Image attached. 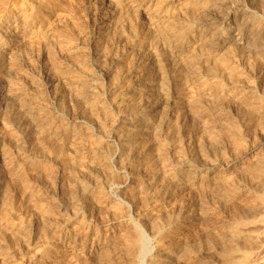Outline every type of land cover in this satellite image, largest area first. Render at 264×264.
Wrapping results in <instances>:
<instances>
[{
  "label": "bare ground",
  "instance_id": "bare-ground-1",
  "mask_svg": "<svg viewBox=\"0 0 264 264\" xmlns=\"http://www.w3.org/2000/svg\"><path fill=\"white\" fill-rule=\"evenodd\" d=\"M33 1L36 4V5H34L35 7L34 6L31 7V6L26 5V7L20 6L21 8H19V6H18L19 3L18 4L16 3L18 7L15 8L14 4H11L14 6L13 8H15V9L12 11L10 9V13L7 15V17H4L3 21L0 22V46L2 48V45L6 46L7 43L9 45L8 40H6L7 39L6 36L8 35V33H9V36L11 35L10 34L11 30L17 28V27L16 28H13V27L17 25L16 24L17 20H20L19 22L22 23L20 25V29L18 32L15 33L16 36L14 35L16 37L15 40H17V41H15L16 44L20 47V45L18 43H20L22 41L25 44V47L29 46L31 48L37 47V46L40 47L39 45L43 46L42 44H46L48 46V50H46V51H49V53H50V55L48 53V55L50 56L49 59H51L52 61H49L48 58H47V60L49 62H51L52 66H53L51 68H54L55 74L60 79H65V80H67V78H68V80L70 79L71 84L75 85L74 88L76 87L75 88V90H76L75 94L76 95H74V94L73 95L77 96L76 98L78 100V103L83 104L80 106L81 107L83 106V109H85V112H86V114L83 117L84 118L83 121L85 124V125L83 124L84 126H82V125L77 126V125H74V123H72L73 125L66 123L65 121H63L61 119V117L58 116L59 114L58 115L53 114L54 112H52V113L42 112L45 110L41 111V108H40L41 106L38 103L40 101H38V100H40L43 97H41V98L39 97L40 99L37 100L36 95L33 97L30 96V98H29L28 94H27L26 97L28 99H25V100L29 101L28 102L29 105H27V106H30L35 111L34 120H36L38 123L37 127L42 128L45 135L49 138L47 148L44 149V148H41V146H38V147H40L38 152L45 153L46 155L48 154L47 158L50 157L56 163H58L60 168H61V171L64 172V174H66L68 171L70 172V170H69L70 168L72 169V167H76L79 170L78 172H81L84 174L83 175V177H84L86 174H88L89 165L91 166V164H98L100 162V160H102V162H103L104 157H105V154H104L105 145L103 144V141H102V139L103 140H105V139L103 137L101 138L100 136L99 137L101 139L96 137L94 134V131H92L93 128H91V127L93 125H96L100 128V131L103 130V132H104L108 123L112 122V112L113 111L111 112L109 110V106H107L108 104H106V102L103 101L104 99H103L102 95L104 93H99L98 91H96V89L94 87L95 84H99V83H97V81H98L97 79H99V78H97L98 74L95 75L96 71L94 72L93 67H92V69H93L92 72H94V73L91 72V69L89 71H86L83 68L84 63H82V60H80V57L82 59V58H84V56L82 57V56L77 55L75 53L74 49L76 46H74L73 36H74V34H77V33L69 32V31L64 32V30L61 31L62 29L58 30L57 28H55V25L60 24L61 22L63 23V21L67 17V16H65L66 13L64 15V12H63L62 7H61L62 4H64L66 6V4H65L66 0H33ZM76 1L77 0H75V2ZM81 1H83V0H80V2ZM226 1L227 0H109V3L112 6V10L113 9L114 10L112 11V14H109L108 12H106L104 14L106 16L105 20H106V18L110 19V23H113V25L110 29H113L116 36L120 35L119 37H121V35L128 32V35L127 34L126 35L129 38L127 36L125 37V35H123V38L125 37V39L126 38L129 39V44L132 45L134 53H135V57H134L135 62L133 63L134 64L133 67L127 65L124 69L121 68L122 70H119L120 68H118L119 71L117 73H115V75L110 76L111 78L109 77L110 78L109 79L110 85H108L109 88L107 90H109V92H110L109 94L110 95L112 94L114 97L113 98L111 96L109 98L111 99V102H112L111 105L114 106V108L116 109L115 111H117L119 113H123V120L120 123L121 126H119L118 128H115L116 129V133H115L116 138L118 139V143H119V151H118L117 155H118V159H119V163H120V165H119L120 170L122 169L121 174L124 171H126V172L128 171L129 173L128 172L127 173L130 174V176H131V184L124 183L122 181L123 179H121V177H120V179H121L120 181H122L123 183L121 182V184L119 185L120 187L118 186L119 192L126 197L128 202H130L135 207V209L141 210L140 215L142 217H146V220L148 222L144 221V220L143 221L147 222V224H149L150 228L147 226L146 227L148 228V230L149 229L151 230L152 234L154 235V237L156 239V244H157L156 248H155L156 253L149 258V261H150L149 264H172L173 262L174 263L175 262H179V263L181 262L182 264H184V263L185 264H248V260H249V258H251L250 255L252 253V249L257 247V246H255L256 242H258L259 240L264 238L262 236L264 234V152H262L259 149L262 152L261 153L258 150V148L262 145L254 146L256 134L260 133V134L264 135V0H254L255 6L262 11V15H260V19H257L256 16L252 15L250 10H246V9H244V7L243 8H240V7L239 8H233V9L228 10L226 13L224 12L226 15L225 18H228V19L233 18V20L235 22L234 26L236 27V30L238 32L237 36H235L234 38L232 37V39H230V40L227 38V36H225L224 33H222V31H220V30H218V28H216L217 24L213 25L214 23L219 22V20L212 18L213 17L212 15L215 12H217V13L222 12V9H223L222 6L225 5ZM5 2H6V0H5ZM15 2H16V0H15ZM28 2L26 1V3H28ZM69 2H71V1H69ZM73 2H71V3H73ZM252 2H253V0H252ZM1 3H2V5H4L3 2H1ZM20 3H21V1H20ZM31 3H33L32 0H31ZM79 3L77 4V6L79 5ZM84 4H87V1ZM84 4H83V6H84ZM91 4L93 5L92 2H91ZM230 4H231V2H230ZM234 4H236V3H234ZM237 4H239V3H237ZM242 4H244V3H242ZM250 4H253V3H250ZM6 5H4V7ZM20 5H24V4L22 3ZM68 5H70V4L68 3L66 7H68ZM103 6H104V4H103ZM73 7H74V4H73ZM107 7H109V6H107ZM248 7H250V6L248 5ZM100 8H102V7H100ZM75 9L77 11L78 8L75 7ZM96 9L98 10V8H96ZM105 9H106V6H105ZM109 9H111V8H109ZM109 9L107 8V10H109ZM1 10H2V8H1ZM64 10H65V12H69V11H66L67 8L66 9L64 8ZM79 10H80V8H79ZM94 11H96V10H94ZM139 11L142 14H144L146 19L148 20L147 21L148 27H146V26L144 27L143 24L138 20L140 17ZM71 12H72V10H71ZM87 12H90V10ZM103 12H105V11H103ZM211 13H213V14H211ZM81 14H82V12H81ZM94 14H96V12ZM98 14H100V12H98ZM0 15L2 16V14H0ZM69 15H71V14H69ZM210 15H211V17H210ZM69 18H68V22H69ZM78 18H79V16H78ZM85 18H87V17H85ZM94 18H95V16H94ZM141 18H142V16H141ZM220 19H222V17ZM76 20H75V23L77 24ZM103 20H104V18H103ZM222 20H220V22H223ZM66 21H67V19H66ZM92 21H95V20H92ZM80 24H81V22H80ZM83 24H87V23L84 22V23H82V25ZM93 24H95V23H93ZM74 26L75 25L70 27V29H73ZM78 26H80V25H78ZM98 26H100L99 23H98ZM58 27H60V26H58ZM61 28H63L62 25H61ZM74 28H76V27H74ZM79 28H81V27H79ZM100 28H101V26H100ZM86 29L89 30V28H87V27H86ZM66 30H69V29L66 28ZM79 31H81V29ZM79 31L77 30L78 33H79ZM99 31H100V29H99ZM1 32H3V34ZM67 32H69L70 34ZM84 32L82 29L81 33H84ZM88 32H90V31H88ZM107 32H109V31L107 30ZM11 33H13V32H11ZM229 33H231V32H229ZM86 34L90 35L88 33H86ZM83 35H85V34H83ZM98 35H100V34H98ZM105 35H107V34L105 33ZM12 36H13V34H12ZM116 36H114V37H116ZM75 37H77V36H75ZM99 37L100 36H98V38ZM109 37H110V42H111L110 34L106 40L108 41ZM82 39L85 40V44H86V39L89 40L88 37L86 39H84V38H82ZM82 39H79L80 40L79 42H81ZM113 39L115 40V38H113ZM99 41H101V39H99ZM76 42H78V41H76ZM101 42H103V41H101ZM101 42H99V44L95 45L96 62L101 67L107 68V64L109 62L111 63V61H109V59L112 55L111 54L112 50H110L111 48H110L109 41L104 43V44H100ZM127 42H128V40H127ZM95 43H96V41H95ZM123 43H124V41H123ZM126 44L128 45V43H126ZM87 45L89 46V44H87ZM21 46H23V44ZM121 46H123L122 43H121ZM4 47H3V49L5 51L6 48H4ZM7 47L9 50L10 47L9 46H7ZM82 47H83V44H82ZM118 47H120V45ZM118 47H117V49H119ZM161 47H164L165 50L169 54L171 53L170 55H172V56L174 55L176 57L175 61L178 62V64H179V67L177 69L178 72L175 71L176 73H174V76L172 74L173 77L171 76V78L167 77V73H165L166 67H165V64L163 63V61L167 60L166 56H168L169 54L167 52H164L165 53L164 54L162 52ZM14 48H15V46H14ZM21 48L22 47H20V49ZM121 48L124 49V47H121ZM121 48H120V50H121ZM13 49L11 48V50H13ZM78 49H79V47H78ZM0 50H2V49H0ZM36 50H38V49H36ZM113 50H115V48ZM4 51H1V52L4 53ZM23 51L27 52L26 49ZM86 51H89V50H86ZM131 51L132 50H130L129 52L131 53ZM18 52H19V50H18ZM37 52H40V51H37ZM58 52L70 54L71 60L73 63L70 67H72L73 69H76L75 67H77V68H79V70L78 71L76 70V72H74L72 70V68H69V66L62 67V64H59L58 61L56 62L57 59H55V56H57L56 54H58ZM116 52H115V54H117ZM129 52H128V54H129ZM6 53H7V51H6ZM11 53H12V51H11ZM121 53H123V51ZM15 54H13V56ZM23 54H22V56H23ZM36 55H38V54H36ZM118 55H117V57H118ZM9 56H11V55H9ZM18 56H20V55H18ZM132 56H134V54ZM60 57H62V56H60ZM117 57H113V59H115ZM7 58H9V57H7ZM13 58H12V61H14ZM39 58H40V56H39ZM85 58L87 59L88 56ZM14 59L16 60V57ZM18 59H19V57H18ZM26 61L28 62L27 59H26ZM63 62H65V60ZM10 63H12V62H10ZM69 63L71 64V62H69ZM16 64L19 65L18 63H16ZM16 64L14 63V65H16ZM48 64H50V63H48ZM176 64H174V65H176ZM20 67H21V65H20ZM3 68H5V67H2L1 69H3ZM36 69H38V68H36ZM87 69H89V67ZM52 70H51V72H52ZM166 70H167V68H166ZM103 71H105V70H103ZM168 71H169V69H168ZM32 72H33L32 74H34V71H32ZM36 72H37V70H36ZM10 73H11V71H10ZM106 73H108V72H106ZM113 73H114V71H113ZM171 73H172V71H171ZM19 74H21V73H19ZM35 74H38V73H35ZM57 76H56V78H57ZM9 77L11 78V76H9ZM17 77H15V78H17ZM1 78H3V76ZM18 79H19V77H18ZM26 79H25V81H26ZM13 80H15V79H13ZM27 80H29V79H27ZM107 80H108V78H107ZM23 81H21V82H23ZM70 81H69V83H70ZM9 82L10 81H8L7 83H9ZM39 82H40V80H39ZM39 82H38V84H39ZM66 82H68V81H66ZM11 83H13V82H11ZM69 83H67V84H69ZM103 83H104V81H103ZM23 84H25V83H23ZM23 84H22V86H23ZM41 84H42V82H41ZM63 84H66V83L63 82ZM8 85H10V84H8ZM17 85L21 86V84H17ZM125 85H126V87H125ZM11 86H9L10 89H11ZM22 86L20 88H22ZM34 86H36V85H34ZM42 86H44V85L42 84ZM68 86H66V88ZM98 86H100V85H98ZM103 86H104V84H103ZM103 86L101 85V87H103ZM40 87H41V85L38 88L41 89ZM71 87H72V85H71ZM38 88L36 86L35 89H38ZM17 89H16V91H17ZM35 89H33V90H35ZM68 89H69V87H68ZM98 89H101V88H98ZM27 90H29V89H27ZM44 90H45V88H44ZM71 90H73V89L71 88ZM104 90H105V88H104ZM104 90L101 89V91H104ZM67 91L68 90L66 89V92ZM40 92H39V90H37V92L35 94H38ZM69 92H70V90L67 92V95L64 94L63 96L68 97ZM16 94H17V92H16ZM70 94L72 95V93H70ZM70 94H69V96H70ZM160 94L166 96V98L165 99L161 98L159 96ZM56 96H58V95H56ZM63 98H65V97H63ZM71 98L72 97H70V99ZM76 98H75V101H76ZM52 99H54V97ZM73 99H74V97H73ZM14 100L16 102V99H14ZM11 101H13V100H11ZM11 101H9V102H11ZM9 102L6 103V105L10 104ZM107 102H108V100H107ZM21 103H22V101H21ZM48 104H51V103H48ZM47 105H45V106H47ZM27 106L25 105L24 107L26 108ZM7 107H8V105H7ZM168 107H171L172 110H170V111H172V113H173L172 116H170V117L166 116V114H165L166 113L165 111ZM10 108H11V106H10ZM48 108H49V106H48ZM63 108H62V110H63ZM73 108H75V107H73ZM60 109L61 108H59V110ZM68 109H69V107H68ZM6 111L8 113V110H6ZM79 111L80 110H78V112ZM9 112H10V110H9ZM60 112L61 111H59V113ZM67 112H69V111H67ZM80 113H82V112H80ZM119 113H117V114H119ZM3 114H5V113H3ZM77 115H79V113ZM79 117H80V115H79ZM25 118H27V117H25ZM75 119H76V117H75ZM12 120L13 119H11V121ZM69 120L66 119V121H69ZM77 121L79 122L80 119ZM83 121H81V122L83 123ZM32 122H33V120H32ZM114 123L115 122H113V124ZM31 127H32V125H31ZM25 129H26V127H25ZM42 129H41V131H42ZM107 131H108V129H107ZM183 132H184V134H183ZM36 134H37V136H39L37 131H36ZM107 135H110V134H107ZM10 136H12V135H10ZM185 136H191V138H193L192 146L191 145L187 146V145H189V143L187 145L185 144V142H186L185 139H187V138H183ZM4 137H5V134H4ZM15 137L14 138L10 137L8 145H5L3 147V153L5 154V156H3V157L4 158L6 157V160H4V161H6L5 166H4L5 168L3 167L5 170V173H3V174L4 175L7 174L9 176V178L12 177L10 180L14 179L15 177H19L21 175L20 168L24 167V165L22 166L23 162H26V164H30L32 162L31 165L33 164L34 168L39 169L35 166L36 162L33 163L34 157H30L26 160L22 159L23 160L22 163L14 160V156L12 155V149L14 147L20 145V142H18L20 139H15ZM2 138H3V136H2ZM5 139H7V138H5ZM36 139L39 140V138H36ZM108 139L110 140V138H107V140ZM25 140H26V136H25ZM257 140H258V137H257ZM35 142H37V141H35ZM27 143L28 142H26V144ZM259 143H257V144H259ZM26 144H25V146H26ZM105 144H107V143H105ZM108 146H109V143H108ZM20 149H22V148H20ZM28 149H30V148H28ZM17 150H18V148H17ZM257 150L259 152L257 154H255L254 151H257ZM240 151H241V153L235 155L236 152H240ZM34 152L36 153V149ZM105 152H108V151H105ZM14 153L16 154V152H14ZM226 153H229L231 158L234 155V158H232V160H230V161L229 160L228 161H221V160L216 159L218 157L222 158V155H225ZM109 155H110V151H109ZM113 155H115V154H113ZM21 156H22V154H21ZM43 156H45V155H43ZM37 157H39V156H37ZM37 157H36V159H37ZM107 157H108V155H107ZM225 157H226V155H225ZM17 158H20V157H17ZM223 159H225V158L223 157ZM113 161H114V159H113ZM115 161H117V160H115ZM108 164H110V161ZM108 164H106V162L102 163V165L100 166L101 169H99V171L104 172L103 174H105V176H106V181H105L106 183H107V181L108 182L113 181L114 177H115L114 175H116V174H113L114 172L111 171V168H110L111 166L109 167ZM2 166H3V164H2ZM47 166H48V164H47ZM47 166H45L46 169H44V170H47ZM59 166H58V168H59ZM92 166L94 167V165H92ZM49 168H51V169L45 171L47 174L45 176H48L45 178V179H47V181L46 180H45L46 182L44 181L46 184L48 182H51L53 180L52 178L54 176L53 175L54 171H52L53 170L52 167H48V169ZM92 169L93 168H91V170ZM95 169H96V167H95ZM116 170H117V168H116ZM120 170L118 168V171H120ZM21 171H23V169ZM31 171L33 172V170H31ZM31 171L30 172L27 171L28 173L25 172L27 175L25 173H24L25 175L23 173L22 174L24 176H28L29 174H31ZM56 171H58V170L55 169V172ZM62 172H61V174H62ZM72 172L76 173L77 170H76V172L75 171H72ZM102 172L100 175H102ZM74 173H70V174L67 173V174L71 175ZM97 173H98V170H97ZM36 174H38L37 170H36ZM93 174L94 173H92V175ZM38 175H40V174H38ZM41 175H43V174H41ZM123 175H125V174H123ZM0 176H2V175L0 174ZM8 176H7V178H8ZM34 176H36V175H34ZM58 176H59V174H58ZM62 176H60V178ZM71 176L70 177L68 176V177L71 179ZM79 176H81V175H79ZM105 176H103V177H105ZM54 177L57 179L56 176H54ZM66 177H67V175H66ZM19 178H21V177H19ZM19 178H16V179H19ZM26 178H30V177H26ZM38 178L40 180V178H42V177H38ZM89 178L92 179L94 177L89 176ZM123 178H125V176ZM23 179L25 181V177L21 178L22 181H23ZM32 179H33V177H32ZM84 179L85 178H83V180ZM94 179H96V178H94ZM98 179L96 181L92 180L93 185H91V184L90 185H88V184L82 185L83 187H82L81 193H83L82 194L83 195V206L91 209V206L92 207L95 206L94 204L98 205V208H99V206L108 205V206H111L112 209H114L117 204L115 205V203L111 200V198L109 199V197L107 196V193H106V195L104 194L106 190L104 189V192H103V190H102L103 187L101 184V183L104 184V181L102 182V180H100L101 181V183H100V181ZM14 180H12V182H14ZM39 180H36V181H39ZM79 180H81V179H79ZM5 181L7 182V180H5ZM15 181L18 183V180H15ZM22 181L21 182L19 181V183H22ZM77 181H74V183H77ZM8 182H11V181H8ZM26 182L28 183L29 181H26ZM40 182H39V184H40ZM71 182H72V180H71ZM80 182H82V181H80ZM83 182L85 183L86 181H83ZM63 183H65V182H63ZM3 184L4 183H2V178H0V245L2 246L3 244H1V243L8 242V240L9 241H15V243H16V241L21 240V242L22 241L24 242V246H25L26 245L25 242L28 239L29 240L32 239L33 240L32 242H34V244L38 247L37 249L39 250V252L37 249H35L34 251L32 250V251L35 252L37 250V252L39 254L35 253V255H36V257H35L34 253H33L32 258H30L31 254L30 255H29V253H28V255L26 254L27 256H30L29 257L30 258L29 259L30 264H40V262H42L44 259L40 262L38 260H39V258L40 259L44 258L43 256H45L46 258L49 259V257L53 256L54 254H59V249L56 247L57 246L60 247V246L59 245L55 246V243L53 240L54 236L51 237L53 234L52 235L50 234L51 238L49 241L43 240L44 235H43V233H41L42 232L41 229L40 230L37 229L35 231V229H36L35 228L34 232H33V229L30 228L33 226L32 223L30 222L31 218H30V221L28 219H27L28 220L27 222H26V220L22 221V222H25L22 225L23 227L20 226L21 222L18 223V225H15L14 224L15 221H14V223H13V221H11L12 216L13 215L16 216V213L13 214V212H14L15 208H17L16 206L19 202L18 203L15 202L17 198H15V201H13V197L11 196L12 194H10L13 190L11 192H9L12 187L6 188L7 185L4 186ZM32 184L33 183L31 182V187H32ZM37 184H36V186H37ZM49 184L50 183H48L47 185H49ZM78 184H80V186H81L82 183H78ZM20 185H21V188H23L22 189L23 194L27 195L28 201H30V198H32V199L37 198L38 192L36 194L32 193L31 189H29V188H31L30 185L25 186V184H24L25 188H24V186L22 187L23 183ZM62 185L64 186V184H62ZM68 185L70 186L69 183H68ZM72 185H71V187H72ZM76 185L77 184H75V186H73V187H76ZM45 186L46 185H44L42 187H44L46 189L47 186L46 187ZM13 187H15V185ZM19 187L20 186H18L17 188H19ZM39 187H41V185ZM56 187H57V183L55 185V188ZM71 187H69V189L66 187L65 188L68 190L74 191L75 188L73 189ZM40 189H41L42 193H44V190H42V188H40ZM110 189H111V187H110ZM184 189H189V190H191L190 192H195V194H196V192H202V193L206 192V194H208L207 191L211 190L212 193L210 192V194H208V195H210V196L212 195V201L214 203L213 207L210 208L209 206L206 205L209 208L202 207L201 209H199V210L197 209L196 211H190L189 209L187 210L182 205V202L181 201H180L181 203L179 202V199L181 198V197L179 198V193L182 192V190H184ZM17 190H20V188ZM23 190L26 192H24ZM75 191H77V189ZM42 193L41 194L39 193V195H42ZM67 193H68L67 197L69 200L70 199L69 198V192H67ZM67 193H65V194H67ZM70 193L72 194V191ZM114 193H116V192H114ZM183 194H184V192H183ZM198 194H200V193H198ZM52 195L53 194H51V196ZM79 195H80V193H79ZM79 195H78V198L80 200ZM17 196H19V195L17 194ZM21 196H23V195H21ZM24 196H23V198H24ZM63 196H64V191H63ZM75 196H76V194H75ZM114 196H116V195H114ZM192 196L193 195H191V197ZM44 197L46 198L47 195L46 196L44 195ZM59 197H60V195H59ZM73 197L74 196H72V198ZM121 197H123V196H121ZM200 197H202V196L200 195ZM206 197H208V196L206 195ZM206 197H203L202 199L200 198V200H203ZM23 198H22V200L25 199V198L24 199ZM45 198L43 200L42 199L41 200L44 202ZM53 198H51V199H53ZM62 198H61V200H64V199L66 200V198H64V199H62ZM81 198H82V196H81ZM185 198H187V197L185 196ZM32 199L30 201L32 203H34L33 201H37V199L40 200L39 198H37L36 200L32 201ZM181 199L183 200V198H181ZM189 199H187V200L189 201ZM192 200H193V197H192ZM14 202L16 203V206H15ZM26 202H27V200H26ZM30 202H27L26 205H28ZM55 202H56V200H55ZM62 202H64V201H62ZM126 202L127 201H125V203ZM194 202H193V204H194ZM67 203L64 202V205L69 206V203L68 204ZM117 203H119V202H117ZM187 203H188L187 201L184 202V205ZM205 203L208 204L210 202H207L205 200ZM23 204H25V203H23ZM80 204L81 203H79V205ZM31 205L32 204H30V206ZM34 205L35 206H33V207L37 206L36 203ZM41 205H39L38 207H40ZM50 205H52V204H50ZM73 205H75L76 207L79 206V205H77V203L76 204L73 203ZM73 205L71 204V206H73ZM201 205L203 206V204H201ZM210 205H212V204L210 203ZM30 206H29V208H30ZM44 206H48V205H43L40 208H38V216L42 217V219L47 221L48 222L47 224H50L51 228L54 229L55 237L57 236L56 234H58L59 232L62 231V229L65 228L67 230V228L69 229L72 226V224H73L72 220L73 219L70 218L71 216L69 217V215H68V217L72 220H66L63 223V224H65L64 228H62V229L59 228L60 226L59 227L56 226V223L54 225V222H51L49 220V218L46 219L48 216V213L53 214V212L52 211L49 212L48 211L49 208L46 209ZM75 206H74V209L76 208ZM108 206H106V207L108 208ZM121 206L124 207V205H122V204H121ZM128 206H131V205H128ZM20 207L22 208V205L19 206V210H21ZM54 207H56L55 204H54ZM196 207H195V209H196ZM227 207L229 208L228 211H230V209L232 210V208H233L232 213L234 214V218H235L236 222L234 225H232L230 222L231 225L229 227H227L226 225L224 226V228H223L224 232H221V231L219 232L220 227L216 226V223L218 221H216V223H215L212 220L219 219L221 217L220 216L221 214L219 215L217 213L219 212L220 208H227ZM25 208L27 209L28 206L27 207L25 206L23 208V210ZM31 208H32V206H31ZM50 208H52V207H50ZM58 208H57V211H55L56 213L58 212ZM60 208H61V205H60ZM77 208L79 209V207H77ZM80 208H81V206H80ZM107 208L103 209V210L106 211ZM119 208H120V206H119ZM119 208L115 209V212L113 214L119 213V216H120L119 211H121V210H119ZM126 208L129 209L130 207L129 208L126 207ZM68 209H71V207ZM112 209H110V207H109L107 212L108 211L110 212V210H112ZM123 209H122L121 214L125 212V211H123ZM19 210H18V212H19ZM23 210H21V211H23ZM36 210H37V207H36ZM36 210H35V212H36ZM82 210H84V209H82ZM103 210L100 212L104 213ZM26 211L28 212L29 210H26ZM26 211L24 213H26ZM76 211H77V209H76ZM221 211H222V209H221ZM61 212H62V210H61ZM138 212L140 213V211H138ZM30 213H28V214H30ZM72 214L74 216V213H72ZM102 214L99 215L101 217V219H103ZM105 214H107V216L109 217L111 213L108 215V213L105 212L104 215ZM226 214H227V212H226ZM31 215H32V213H31ZM115 215L117 216L118 214H115ZM115 215H113V217ZM125 215H126V213H125ZM218 215H219V217H218ZM18 216H16V222L17 221L19 222V220H17ZM23 216H24V214H23ZM54 216L55 215H53V217ZM91 216H93V215H91ZM121 216H123V215H121ZM19 217H18V219H19ZM49 217H52V215H50ZM93 217H95V215ZM222 217L224 218L223 215H222ZM26 218H27V216H26ZM69 218L65 217V219H69ZM78 218H77V220H78ZM82 218H83V216H82ZM91 218L92 217H90V219ZM116 218H118V217H116ZM130 218H132V217H130ZM132 219H134V218H132ZM138 219L140 220V218H138ZM228 219L230 220V218H228ZM37 220H39V219L37 218ZM57 220L58 219H56L54 221L59 223L60 220H58V221ZM84 220H85V218H84ZM113 220H115V219H113ZM199 220L202 222L204 221L205 223H206V221H212V224H215V225L209 226L208 224H210L211 222L208 224L204 223L205 225H208V227L205 229L203 228V231L200 232V231H198V228L196 227V222L197 221L199 222ZM119 221H121V220H119ZM42 222H40V223L43 224ZM125 222H126V220H125ZM137 222H134V223H137ZM220 222H222V221H220ZM40 223H39V225H40ZM74 223L77 224V221ZM85 223H88V221ZM76 224L75 225L73 224V225L77 226ZM78 224H80V223H78ZM129 224L131 225V223H129ZM222 224H224V222H222ZM90 225H88V226H90ZM111 225H113V224H111ZM141 225H142V223H141ZM143 225H145V224H143ZM143 225H142V227H143ZM200 225H202V224H200ZM218 225H219V222H218ZM43 226H44V224H43ZM74 226H72L71 229H73ZM122 226H121V228H122ZM137 226H139V225H137ZM44 227H46V226H44ZM78 227H82V224H81V226H78ZM28 228H30L32 230L31 235H28V232H27ZM41 228H42V226H41ZM82 228H84V227H82ZM118 228H120V227H118ZM200 228L201 227H199V229ZM30 229H28V230H30ZM47 229H50V228L48 227ZM52 229H50V230H52ZM45 230H46V228H45ZM50 230H47V231H50ZM77 230H79V229H77ZM221 230H222V228H221ZM122 231L119 230L120 233H122ZM143 231L145 232V230L142 229V233H143ZM212 232H214L216 234L219 232L221 234L218 235L216 240H209L211 238L210 236L213 234ZM225 232H226V235H225ZM51 233H52V231H51ZM67 233H68V230H67ZM120 233H119L118 237H116L117 239L116 240L114 239V242H113L112 247L114 249L113 250L114 252L111 255L110 254L107 255L109 252L104 254L105 250L103 249L104 250L103 254L106 255V256H104L101 253L102 249H100L101 252H99L98 254L101 253V256H104V257H101V256H99V257L102 258V261L106 264H110V262L112 261V258L115 255H116V258L118 257L117 258L118 261L120 259L119 262H121V264H138V254L141 251H145L143 248V240L144 239H143L141 233L139 231H137V229L135 230V227L132 228V226H131V228L129 227L128 229H126L125 232L122 233L121 235H120ZM223 233H224V236H223ZM86 234L87 233H85L84 235H86ZM97 234L94 236H97ZM145 234H146V232H145ZM216 234H213L212 236H214ZM47 235H49V233ZM69 235L70 234H68V237H69ZM205 235L209 236L210 238L208 237V239H207V237H206L205 240L203 238L201 239V237L205 238ZM59 236H60V234H59ZM112 236H113V233H112ZM146 237H148V236H146ZM45 238H46V236H45ZM96 239L97 238H95V241H96ZM59 240H60V237H59ZM81 240L82 239H80V241ZM84 240H86V239H84ZM71 241H73V240H71ZM106 241L104 240L105 243H106ZM21 242L20 243L18 242V243L21 244ZM262 242L263 241H261V243ZM145 243H146V241H145ZM8 244L9 243H7V245L4 244L2 247H7ZM57 244H59V242ZM82 244L83 243L81 241V245ZM93 244H92V246L96 247L94 250H98L100 247L102 248V245H101V243H99V241H98V243H96L94 245ZM149 244H150V242H149ZM149 244H148V246H149ZM12 245H14V244H12ZM22 245H23V243H22ZM154 245L152 247L153 249H154ZM260 245H262V244H260ZM1 246H0V248H1L0 250H2ZM103 246H105V245L103 244ZM14 247H15V249H17L16 245H14ZM30 247H32V246L30 245ZM63 247H64V245H63ZM72 247H73V245H72ZM72 247H71V249H72ZM86 247H87V245H86ZM86 247H85V250H86ZM109 247L111 248V246H109ZM261 247H264V246H261ZM19 248H22V246L18 247V249ZM25 248H22L23 249V250L21 249L22 251L20 249L17 250V253L19 251H20V253L24 252V250L26 253ZM60 248H62V247H60ZM106 248L108 249V247H106ZM259 248H258V250H259ZM9 249H10V247H9ZM79 249L80 248H78V251H80ZM5 250L6 249H4V251ZM69 250H68V252H69ZM81 250H83V249H81ZM92 250H91V252H92ZM11 251H9V252H11ZM29 251H30V249H29ZM254 251L257 252L256 249ZM6 252H8V251H6ZM72 252H74V251H72ZM80 253H82V252H80ZM67 254H65V255H67ZM70 254H72V256L74 257L76 252H75V254L74 253H70ZM83 254L84 253H82V255ZM202 254H206V257H207V255H209L210 257H213L215 259L210 260L209 257L208 258H203V257L201 258ZM253 254H254V252H253ZM18 255H19V253L17 254V256ZM117 255H119V256H117ZM58 256H60V255H58ZM89 256L90 255L88 254L86 256V258H88ZM258 256L264 257L263 255L262 256L258 255ZM14 257H16V256H14ZM19 257H20V255H19ZM24 257H26V256H24ZM70 257H71V255H70ZM81 257L83 258V256H81ZM96 257H98V255H96ZM57 258L55 260L59 259V258L58 259ZM82 258H81V260H82ZM91 258L93 261L94 260L93 257H91ZM100 258H98V261ZM254 258L257 259V256ZM9 259L11 260V257ZM15 259H17V257ZM48 259H47V261H48ZM61 259H60V261H61ZM84 259H85V257H84ZM49 260L51 261V264H57V263H55V260H51V259H49ZM62 260H64V259H62ZM75 260H76V258H74V260H72V261H75ZM257 260H256V262H257ZM0 261L1 262L4 261V253L2 251H0ZM50 261H48V262L50 263ZM72 261H69V262H72ZM77 261H78V259H77ZM85 261H87V259L84 260V262ZM251 261H252V259H251ZM7 262L8 261L6 260V263ZM23 262H24V260H23ZM88 262H89V264L91 263L90 261H88ZM42 263H44V262H42ZM73 263H71V264H73ZM75 263H76V261H75ZM79 263L82 264L83 262L81 261ZM100 263H101V261H100ZM100 263H98V264H100ZM2 264H3V262H2ZM16 264H18V262ZM114 264H115V262H114Z\"/></svg>",
  "mask_w": 264,
  "mask_h": 264
},
{
  "label": "rangeland",
  "instance_id": "rangeland-1",
  "mask_svg": "<svg viewBox=\"0 0 264 264\" xmlns=\"http://www.w3.org/2000/svg\"><path fill=\"white\" fill-rule=\"evenodd\" d=\"M20 1H21V3H20ZM23 1V2H22ZM26 1L28 2V3H26ZM68 1V2H67ZM69 1H71V2H73V3H71V2H69ZM66 0V2H65V4H66V6H67V4L69 3L70 5H68V7H66L64 4H62L61 5V7H62V10H63V12H64V15H65V13H66V15L65 16H67L66 17V19H67V21H66V19L63 21V23L61 22L60 24L63 26V28H61V25L60 24H57V25H55V28H57L58 30L60 29H62L61 31H63L64 30V32H66V31H69V32H74V33H77V34H74V36H73V38H74V46H78L79 47V49H78V47L76 48L75 47V53L77 54V55H80V56H84V58H82L81 59V57H80V60H82V63H84L83 64V68L86 70V71H89L90 69H91V72L93 71V69H94V72H95V75H97L96 77L97 78H99V79H97L98 81H97V83H99V84H95V89H96V91H98L99 93H104L103 95H102V97H103V101L104 102H106V104H108L107 106H109V110L112 112V122L111 123H108V125H107V127L105 128V131L103 132V130H101L100 131V128L98 127V126H96V125H93L91 128H93V130L92 131H94V134H95V136L96 137H98L99 139H101L102 137L105 139V140H103L102 139V141H103V144L105 145V151H108V152H105L104 151V154H105V157H104V161L102 162V160H100V162L98 163V164H91V166L89 165V167H88V174H86L84 177H83V173H81V172H78L79 170L76 168V167H72V169L70 168L69 170H70V172L68 171L67 173H74V172H72V171H75L76 172V170H77V174L76 173H74V174H71V175H68L67 173L66 174H64V172H62L61 171V168H60V166H59V164L58 163H56L52 158H50V157H48L47 158V155L45 154V153H40V152H38L39 151V148L40 147H38V146H41V148H44V149H46L47 148V144H48V141H49V138L45 135V133L43 132V129L42 128H39V127H37L38 126V123H37V121L36 120H34V116H35V111L30 107V106H27V105H29V101L28 100H25V99H28L27 97H26V95L28 94V97L30 98V96L31 97H33V96H37L36 97V99L38 100V99H40L41 97H43V98H41L40 100H38V101H40V102H38L39 104H40V108H41V111L42 110H45V111H42V112H44V113H52V112H54L53 114H56V115H58L59 117H61V119L63 120V121H65L66 123H69V124H71V125H73L72 123H74V125H77V126H79V125H82V126H84L85 124H84V115L86 114V112H85V109H83V106L81 107L80 105H83V104H81V103H78V100H77V96H74V95H76L75 94V92H76V90H75V88H74V84H71V81H70V79L68 80V78H67V80H65V79H60V78H58V76L55 74V72H54V68H51V67H53L52 66V64H51V62H49V61H52L51 59H49L50 58V53H49V51H46V50H48V46L46 45V44H42L43 46H41V45H39L40 47H33V48H31V47H29V46H26L25 47V44L21 41L20 43H18L19 45H20V47H22L21 49H20V47L16 44V42L15 41H17V40H15L16 39V32H18L19 31V29H20V25L22 24L21 22H19L20 20H17V22H16V26H14L13 28H16V29H12L11 30V32H13V33H11L10 32V36H9V33H8V35L6 36V40H8V42H9V45H8V43L6 44V46L5 45H2V48H1V46H0V49H2V50H0V174L2 175V176H0V178H2V183H4L3 185L4 186H6V188L8 187V188H11L10 189V191L9 192H11L12 190V192L10 193V194H12L11 196L13 197V201H15V198H17L16 199V203H20L21 205H22V208L20 207V209L21 210H23V208L26 206H28V208L26 209H24L23 211H21V210H19V206H21L19 203L17 204V206H16V203L14 202V204H15V206L17 207V208H15V210H14V212H13V214H15L16 213V216H18L19 217V219H18V217H17V220H19V222L17 221L16 222V216H14L13 214V216H12V218H11V221H13V223H14V221H15V225H18V223H20L21 222V224H20V226L21 227H23L22 225L25 223V222H22V221H25L26 220V222L29 220L30 221V218H31V223H32V227H30L31 229H33V232H34V229H35V231L37 230V229H41V233H43V235H44V237H43V240H50V238L51 237H53L54 236V238H53V240H54V243H55V246H57V245H59L60 247H62V248H60V247H56V248H58L59 249V254H54L53 256H51V257H49V259H51V260H55L57 257L59 258H57L58 260H55V263H57V264H62L63 262V264H66L67 262V264H71V263H73V264H78L79 262H83L84 264H89V262L88 261H92V258L91 257H93V261L91 262L92 264H98V263H100V261H101V263L100 264H103L104 262L102 261V258H100L99 256H101V253H102V255H104V254H106V253H108L107 255H111L114 251V249H113V242H114V239L116 240L117 238L116 237H118V235H119V230L120 231H122L123 229V231L125 232V230L126 229H128L129 227L131 228V226H132V228H134L135 227V230L137 229V231H139L140 233H141V235H142V237H143V248H144V250L146 251L147 249V252H148V264H149V258L152 256V255H154L155 253H156V250H155V248H156V239H155V237H154V235L152 234V232H151V230L149 231L148 230V228L147 227H149V224H147V220H146V217H142L140 214H141V210H138V209H135V207L130 203V202H128V200L126 199V197L123 195V194H121L120 192H119V185L121 184V182L123 181L124 183H126V184H131V176H130V174H128L126 171H124V172H122V174H121V171H122V169L120 170V167H119V165H120V163H119V159H118V151H119V143H118V139L116 138V129L115 128H118L119 126H121V121L123 120V113H119V112H117V111H115L116 109L114 108V106H112L111 104H112V102H111V99L109 98V97H113V95L111 94H109L110 92H109V90H107L108 88H109V86L108 85H110V76H112V75H115V73H117L119 70H122V69H124L127 65H129V66H131V67H133V63L135 62L134 61V57H135V53H134V50H133V47H132V45L131 44H129V39H125V37L128 35V32H124L125 34H123V35H125V37L123 38V35H121V37H119L118 35L116 36V34H115V32L113 31V29H110L111 27H112V25H113V23H110V19H107L106 18V20H105V13L106 12H108L109 14H112V11L114 10H112V6H111V4L109 3V0H83V1H81L80 2V0H77L76 2H75V0ZM80 3H79V2ZM86 1H87V4H84V3H86ZM94 1V2H93ZM99 1V2H98ZM237 1V2H236ZM243 0H227L226 2H225V5L224 6H222L223 7V9H222V12H215L214 14L213 13H211V14H213L212 16V18H215V19H217V20H219V22H220V20H222L223 18V22H217V23H214L213 25H215V24H217V27L216 28H218V30H220V31H222V33H224L225 34V36H227V38L230 40V39H232V37L234 38L235 36H237V34H238V32H237V30H236V27L234 26L235 25V22H234V20H233V18H225L226 17V15H225V13L228 11V10H230V9H233V8H243L244 7V9H246V10H250V12L252 13V15H254V16H256L257 17V19H260V15H262V11L259 9V8H257L256 6H255V2H254V0H253V2H252V0L250 1H248V0H244L243 2H242ZM1 2H3V4L4 5H6L5 7H4V5H2V3ZM13 2V3H12ZM32 2L33 3H31V0H16V2H15V0H6V2H5V0H0V14H2V16L0 15V22H2L3 21V19H4V17H7V15L10 13V9H11V11L12 10H14L15 8H17L18 6H19V8H21L20 6H22V7H26V5L27 6H34V5H36L35 4V2L32 0ZM89 2V3H88ZM91 2L93 3V5L91 4ZM229 2V3H228ZM230 2H231V4H230ZM248 2V3H247ZM6 3V4H5ZM9 3V4H8ZM18 4V6H17V4ZM24 4V5H20V4ZM26 3V4H25ZM79 3V5L77 6V4ZM234 3H236V4H234ZM237 3H239V4H237ZM242 3H244V4H242ZM250 3H253V4H250ZM11 4H14V6H15V8H13L14 6L13 5H11ZM32 4V5H31ZM72 4V5H71ZM73 4H74V7H73ZM83 4H84V6H83ZM103 4H104V6H103ZM65 7H64V6ZM82 5V6H81ZM238 5V6H237ZM243 5V6H242ZM248 5L250 6V7H248ZM3 6V7H2ZM9 6V7H8ZM72 6V7H71ZM105 6H106V9H105ZM107 6H109V7H107ZM235 6V7H234ZM12 7V8H11ZM35 7V6H34ZM71 7V8H70ZM75 7L76 8H78L77 9V11H76V9H75ZM92 7V8H91ZM95 7V8H94ZM100 7H102V8H100ZM1 8H2V10H1ZM4 8V9H3ZM8 8V9H7ZM64 8L66 9L67 8V10L66 11H69V12H65V10H64ZM74 8V9H73ZM79 8H80V10H79ZM82 8V9H81ZM94 8V9H93ZM96 8H98V10L96 9ZM107 8L109 9V8H111V9H109V10H107ZM85 9V10H84ZM88 9V10H87ZM93 9V10H92ZM100 9V10H99ZM103 9V10H102ZM4 10V11H3ZM71 10H72V12H71ZM90 10V12H87V11H89ZM94 10H96V11H94ZM252 10V11H251ZM74 11V12H73ZM103 11H105V12H103ZM5 14H4V13ZM77 12V13H76ZM80 12V13H79ZM81 12H82V14H81ZM84 12V13H83ZM86 12V13H85ZM92 12V13H91ZM96 12V14H94ZM98 12H100V14H98ZM225 12V13H224ZM75 15H74V14ZM90 13V14H89ZM102 13V14H101ZM139 13H140V17H139V21L143 24V26L145 27H148V20L146 19V17L144 16V14H142L140 11H139ZM69 14H71V15H69ZM73 14V15H72ZM86 14V15H85ZM224 14V15H223ZM5 15V16H4ZM79 16V18H78V16ZM117 15V14H116ZM115 15V16H116ZM216 15V16H215ZM82 16V17H81ZM94 16H95V18H94ZM97 16V17H96ZM102 16V17H101ZM104 16V17H103ZM141 16H142V18H141ZM215 16V17H214ZM71 19H70V18ZM73 17V18H72ZM77 19H75V18ZM85 17H87V18H85ZM89 17V18H88ZM92 17V18H91ZM144 17V18H143ZM210 17H211V15H210ZM222 17V19H220ZM68 18H69V22H68ZM103 18H104V20H103ZM141 18V19H140ZM16 19V18H15ZM81 21H80V20ZM87 19V20H86ZM100 19V20H99ZM226 19V20H225ZM75 20L77 21V24L75 23ZM89 20V21H88ZM92 20H95V21H92ZM97 20V21H96ZM99 20V21H98ZM144 20V21H143ZM87 21V22H86ZM231 21V22H230ZM80 22H81V24H80ZM87 23V24H83L82 25V23ZM90 22V23H89ZM95 23V24H93V23ZM65 23V24H64ZM71 23V24H70ZM75 23V24H74ZM98 23L100 24V26H101V28H100V26H98ZM104 23V24H103ZM145 23V24H144ZM234 23V24H233ZM75 25L74 27H76V28H74L73 27V29H70V27H72L73 25ZM102 24V25H101ZM111 24V25H110ZM220 24V25H219ZM222 24V25H221ZM228 24V25H227ZM72 25V26H71ZM78 25H80V26H78ZM82 25V26H81ZM110 25V26H109ZM231 25V26H230ZM58 26H60V27H58ZM84 26V27H83ZM89 26V27H88ZM109 26V27H108ZM220 26V27H219ZM228 28H227V27ZM79 27H81V28H79ZM86 27L87 28H89V30L88 29H86ZM104 27V28H103ZM225 27V28H224ZM66 28H68L69 30H66ZM78 28V29H77ZM106 28V29H105ZM56 29V30H57ZM76 29V30H75ZM81 29V31H79ZM82 29H83V32L84 33H81L82 32ZM99 29H100V31H99ZM17 30V31H16ZM77 30L79 31V33L77 32ZM107 30L110 32H107ZM60 31V32H61ZM88 31H90V32H88ZM227 31V32H226ZM69 32H67V33H69ZM229 32H231V33H229ZM234 32V33H233ZM237 32V33H236ZM2 34H3V32H1ZM86 33H88V34H90V35H87ZM100 34V35H98V34ZM105 33L107 34V35H105ZM12 34H13V36H12ZM70 34V33H69ZM83 34H85V35H83ZM109 34H110V36H111V42H110V37H109V39H108V41H109V43H110V50H112L111 51V57H110V59H109V61H111V63L109 62L108 64H107V68H103V67H101L97 62H96V51H95V45L96 44H99V42H101V41H103V42H101L100 44H104V43H106V42H108L106 39L108 38V36H109ZM115 34V35H114ZM127 34V35H126ZM227 34V35H226ZM229 34V35H228ZM5 35V34H4ZM15 35V36H14ZM100 36L99 38H98V36ZM103 37H102V36ZM9 36V37H8ZM75 36H77V37H75ZM80 36V37H79ZM114 36H116V37H114ZM88 37V39L89 40H87L86 38ZM105 37V38H104ZM128 37V36H127ZM82 38H84V39H86V44H85V40H83ZM95 38V39H94ZM97 38V39H96ZM113 38H115V40L113 39ZM120 38V39H119ZM129 38V37H128ZM79 39H82V43L81 42H79L80 40ZM99 39H101V41H99ZM105 39V40H104ZM125 39V40H124ZM13 40V41H12ZM78 41V42H76V41ZM119 40V41H118ZM127 40H128V42H127ZM95 41H96V43H95ZM121 41V42H120ZM123 41H124V43H123ZM12 42V43H11ZM90 42V43H89ZM11 43V44H10ZM76 43V44H75ZM79 43V44H78ZM92 43V44H91ZM94 43V44H93ZM115 43V44H114ZM121 43H122V45L123 46H121ZM126 43H128V45L126 44ZM23 44V46H21ZM81 44V45H80ZM82 44H83V47H82ZM87 44H89V46L87 45ZM12 45V46H11ZM80 45V46H79ZM94 45V46H93ZM120 45V47H118ZM125 45V46H124ZM5 46V47H4ZM7 46H9L10 48H9V50H8V47ZM14 46H15V48H14ZM18 46V47H17ZM45 46V47H44ZM85 46V47H84ZM3 47L4 48H6L5 49V51H4V49H3ZM42 47V48H41ZM117 47L119 48V49H117ZM121 47H124V49H122ZM126 47V48H125ZM129 47V48H128ZM132 47V48H131ZM11 48L14 50H11ZM27 50V52L26 51H23V50H25V49ZM35 48V49H34ZM115 48V50H113V49ZM120 48H121V50H120ZM160 48V47H159ZM34 49V50H33ZM36 49H38V50H36ZM40 49V50H39ZM78 49V50H77ZM94 49V50H93ZM161 49H162V52L164 53V52H167L166 50H165V48L164 47H161ZM17 50V51H16ZM18 50H19V52H18ZM21 50V51H20ZM32 50V51H31ZM82 50V51H81ZM86 50H89V51H86ZM126 50V51H125ZM130 50H132L131 51V53L129 52ZM1 51H4V53H2ZM6 51H7V53H6ZM10 51V52H9ZM11 51H12V53H11ZM35 51V52H34ZM37 51H40V52H37ZM47 54H45L44 52ZM93 51V52H92ZM114 51V52H113ZM117 51V52H116ZM123 51V53H121V52ZM21 52V53H20ZM25 52V53H24ZM32 52V53H31ZM115 52L117 53V54H115ZM128 52H129V54H128ZM16 53V54H15ZM25 55H24V54ZM48 53H49V55H48ZM168 53V52H167ZM166 53V54H167ZM13 54H15L14 56L16 57V60L14 59L15 57L13 56ZM22 54H23V56H22ZM36 54H40L39 56H40V58H39V56L38 55H36ZM119 54V55H118ZM121 54V55H120ZM128 54V55H127ZM134 54V56H132ZM165 54V53H164ZM169 54V53H168ZM167 54V55H168ZM171 54V53H170ZM168 55V56H166V58H167V60L166 61H163V63L165 64V67L167 68V70H166V68H165V73H167V77H169V78H171V76H172V74H173V76H174V73H176V72H178V67H179V64H178V62H176L175 60H176V57L173 55ZM4 55V56H3ZM6 55V56H5ZM9 55H11V56H9ZM18 55H20V56H18ZM57 56H55V59H57L56 60V62L58 61V63L59 64H62V67H67V66H69V68H72V67H70L73 63H72V60H71V55L70 54H67V53H59L58 52V54H56ZM66 55V56H65ZM90 55V56H89ZM95 55V56H94ZM117 55H118V57H117ZM47 56V57H46ZM60 56H62V57H60ZM88 56V58L86 59L85 57H87ZM127 56V57H126ZM7 57H9V58H7ZM13 58V60L14 61H12V58ZM18 57H19V59H18ZM113 57H117V58H115V59H113ZM120 57V58H119ZM11 58V59H10ZM47 58H48V60H47ZM63 60H62V59ZM129 58V59H128ZM23 59V60H22ZM26 59L28 60V62L26 61ZM126 59V60H125ZM172 59V60H171ZM174 59V60H173ZM20 60V61H19ZM25 60V61H24ZM61 60V61H60ZM65 60V62H63ZM71 60V61H70ZM86 60V61H85ZM91 60V61H90ZM113 60V61H112ZM120 60V61H119ZM129 60V61H128ZM22 61V62H21ZM94 61V62H93ZM131 61V62H130ZM170 61V62H169ZM10 62H12V63H10ZM20 62V63H19ZM34 62V63H33ZM62 62V63H61ZM69 62H71V64L69 63ZM119 64H118V63ZM177 64H176V63ZM9 63V64H8ZM14 63L16 64V63H18L19 65H14ZM28 63V64H27ZM31 63V64H30ZM48 63H50V64H48ZM65 63V64H64ZM86 63V64H85ZM37 64V65H36ZM65 66H64V65ZM125 66H124V65ZM168 64V65H167ZM170 64V65H169ZM174 64H176V65H174ZM9 65V66H8ZM14 65V66H13ZM20 65H21V67H20ZM26 65V66H25ZM28 65V66H27ZM51 65V66H50ZM167 65V66H166ZM173 65V66H172ZM26 68H25V67ZM38 66V67H37ZM61 66V65H60ZM113 66V67H112ZM116 66V67H115ZM176 66V67H175ZM2 67H5V68H3V69H1ZM10 67V68H9ZM32 67V68H31ZM89 67V69H87ZM92 67H93V69H92ZM97 67V68H96ZM110 67V68H109ZM112 67V68H111ZM169 67V68H168ZM35 68V69H34ZM36 68H38V69H36ZM51 68V69H50ZM76 69H73L72 68V70L74 71V72H76V70L78 71L79 70V68H77V67H75ZM118 68H120L119 70H118ZM122 68V69H121ZM5 69V70H4ZM13 69V70H12ZM53 69V70H52ZM100 69V70H99ZM113 69V70H112ZM133 69V68H132ZM131 69V70H132ZM168 69H169V71H168ZM172 69V70H171ZM176 69V70H175ZM23 70V71H22ZM29 70V71H28ZM36 70H37V72H36ZM51 70H52V72H51ZM103 70H105V71H103ZM130 70V71H131ZM180 70V69H179ZM9 71V72H8ZM10 71H11V73H10ZM32 71H34V74H32L33 72ZM98 71V72H97ZM113 71H114V73H113ZM171 71H172V73H171ZM176 71V72H175ZM15 72V73H14ZM94 72H92V73H94ZM106 72H108V73H106ZM169 72V73H168ZM8 73V74H7ZM17 73V74H16ZM19 73H21V74H19ZM35 73H38V74H35ZM106 73V74H105ZM112 73V74H111ZM12 74V75H11ZM16 76H15V75ZM55 74V75H54ZM105 74V75H104ZM109 74V75H108ZM11 76V78L9 77V76ZM19 75V76H18ZM34 75V76H33ZM39 75V76H38ZM3 76V78H1ZM6 76V77H5ZM19 77V79H18V77ZM56 76H57V78H56ZM108 76V77H107ZM172 76V77H173ZM15 77H17V78H15ZM23 79H22V78ZM30 77V78H29ZM35 77V78H34ZM41 77V78H40ZM110 77V78H109ZM15 79V80H13V79ZM29 79V80H27V79ZM32 78V79H31ZM39 78V79H38ZM106 78V79H105ZM107 78H108V80H107ZM10 81L9 83H7L8 81ZM11 79V80H10ZM22 79V80H21ZM25 79H26V81H25ZM35 79V80H34ZM42 79V80H41ZM130 79V78H129ZM13 80V81H12ZM24 80V81H23ZM31 80V81H30ZM39 80H40V82H39ZM60 80V81H59ZM16 83H15V82ZM18 81V82H17ZM21 81H23V82H21ZM29 81V82H28ZM39 82V84L41 85V89H39L38 87L40 86L39 84H38V82ZM66 81H68V82H66ZM69 81H70V83H69ZM103 81H104V83H103ZM107 81V82H106ZM11 82H13V83H11ZM41 82H42V84L44 85V86H42V84H41ZM63 82L64 83H66V84H63ZM23 83H25V84H23ZM67 83H69V84H67ZM8 84H10V85H8ZM13 84V85H12ZM17 84H21V86H22V84H23V86H22V88H20L21 86L20 85H17ZM29 86H28V85ZM39 86H38V85ZM62 84V85H61ZM103 84H104V86H103ZM12 85V86H11ZM33 85V86H32ZM34 85H36L37 86V88L38 89H35L36 88V86H34ZM61 85V86H60ZM65 85V86H64ZM69 85V86H68ZM71 85H72V87H71ZM98 85H100V86H98ZM101 85L103 86V87H101ZM127 85V84H126ZM126 85H125V87H126ZM9 86H11V89L9 88ZM18 86V87H17ZM26 86V87H25ZM28 86V87H27ZM66 86H68L69 87V89H68V87L66 88ZM97 86V87H96ZM33 89H35V90H33ZM18 88V89H17ZM20 88V89H19ZM44 88H45V90H44ZM65 88V89H64ZM71 88L73 89V90H71ZM98 88H101L102 90H104V88H105V90L104 91H101V89H98ZM16 89H17V91H16ZM26 89V90H25ZM27 89H29V90H27ZM57 89V90H56ZM66 89L69 91L70 90V92H69V94L70 93H72V95L70 94V96H69V94H68V97L67 96H63L64 94L65 95H67V92H66ZM13 90V91H12ZM25 92H24V91ZM32 90V91H31ZM37 90H39V92L40 93H38V94H35L36 92H37ZM44 90V91H43ZM54 90V91H53ZM100 90V91H99ZM15 91V92H14ZM22 91V92H21ZM27 91V92H26ZM31 91V92H30ZM107 91V92H106ZM16 92H17V94H16ZM59 92V93H58ZM65 92V93H64ZM23 93V94H22ZM45 93V94H44ZM53 93V94H52ZM57 93V94H56ZM63 93V94H62ZM34 94V95H33ZM41 94V95H40ZM49 94V95H48ZM51 94V95H50ZM74 94V95H73ZM108 94V95H107ZM39 95V96H38ZM46 95V96H45ZM56 95H58V96H56ZM62 95V96H61ZM106 97H105V96ZM22 96V97H21ZM54 97V99H52L53 97ZM61 98H60V97ZM161 98H163V99H165L166 98V96H164V95H162V94H160L159 95ZM25 97V98H24ZM40 97V98H39ZM57 97V98H56ZM63 97H65V98H63ZM70 97H72L71 99H70ZM73 97H74V99H73ZM10 98V99H9ZM22 100H21V99ZM63 98V99H62ZM75 98H76V101H75ZM114 98V97H113ZM14 99H16V102H15V100ZM43 99V100H42ZM59 99V100H58ZM61 99V100H60ZM67 99V100H66ZM73 99V100H72ZM11 101V100H13V101H11V102H9V101ZM30 100V99H29ZM46 100V101H45ZM107 100H108V102H107ZM21 101H22V103H21ZM42 101V102H41ZM65 101V102H64ZM10 103V104H7L8 105V107H7V105H6V103ZM51 103V104H48V103ZM75 102V103H74ZM25 103V104H24ZM44 103V104H43ZM74 103V104H73ZM12 104V105H11ZM48 104V105H47ZM60 104V105H59ZM67 104V105H66ZM27 106L26 108L24 107V106ZM45 105H47V106H45ZM10 106H11V108H10ZM13 106V107H12ZM15 106V107H14ZM43 106V107H42ZM48 106H49V108H48ZM64 108H63V107ZM72 106V107H71ZM29 107V108H28ZM55 107V108H54ZM68 107H69V109H68ZM73 107H75V108H73ZM80 109H79V108ZM111 107V108H110ZM143 107V106H142ZM45 108V109H44ZM59 108H61L60 110H59ZM62 108H63V110H62ZM68 110H67V109ZM71 108V109H70ZM144 108V107H143ZM50 109V110H49ZM76 109V110H75ZM6 110H8V113H7V111ZM9 110H10V112H9ZM29 110V111H28ZM75 110V111H74ZM78 110H80L79 112H78ZM169 110V111H168ZM170 110H172L171 109V107H168L167 109H166V116H172V111H170ZM12 111V112H11ZM59 111H61L60 113H59ZM63 111V112H62ZM67 111H69V112H67ZM84 111V112H83ZM115 111V112H114ZM74 112V113H73ZM80 112H82V113H80ZM171 112V113H170ZM3 113H5V114H3ZM79 113V115H80V117H79V115H77ZM84 113V114H83ZM115 113V114H114ZM117 113H119V114H117ZM62 114V115H61ZM168 114V115H167ZM4 115V116H3ZM7 115V116H6ZM9 115V116H8ZM76 115V116H75ZM82 115V116H81ZM119 115V116H118ZM6 116V117H5ZM76 117V119H75V117ZM114 116V117H113ZM9 117V118H8ZM13 117V118H12ZM25 117H29L28 119L27 118H25ZM66 117V118H65ZM72 117V118H71ZM78 117V118H77ZM22 118V119H21ZM24 118V119H23ZM82 118V119H81ZM11 119H13L12 121H11ZM20 119V120H19ZM26 119V120H25ZM33 120V122H32V120ZM65 119V120H64ZM66 119L67 120H69V121H66ZM80 119V121L78 122L77 120H79ZM118 119V120H117ZM120 119V120H119ZM10 121V122H9ZM15 121V122H14ZM23 121V122H22ZM81 121H83V123L81 122ZM32 122V123H31ZM35 122V123H34ZM113 122H115L114 124H113ZM79 123V124H78ZM27 124V125H26ZM37 124V125H36ZM84 124V125H83ZM118 124V125H117ZM31 125H32V127H31ZM35 125V126H34ZM115 125V126H114ZM13 126V127H12ZM110 126V127H109ZM25 127H26V129H25ZM28 127V128H27ZM96 127V128H95ZM10 128V129H9ZM18 128V129H17ZM41 129H42V131H41ZM95 129V130H94ZM107 129H108V131H107ZM6 130V131H5ZM21 130V131H20ZM34 130V131H33ZM36 131H37V133H38V135L39 136H37V134H36ZM107 131V132H106ZM11 132V133H10ZM34 132V133H33ZM41 132V133H40ZM97 132V133H96ZM102 132V133H101ZM112 132V133H111ZM4 134H5V137H4ZM32 134V135H31ZM43 134V135H42ZM103 134V135H102ZM107 134H110V135H107ZM183 134H184V132H183ZM10 135H12V136H10ZM14 135V136H13ZM23 135V136H22ZM30 135V136H29ZM42 135V136H41ZM2 136H3V138H2ZM16 136V137H15ZM25 136H26V140H25ZM41 136V137H40ZM46 136V137H45ZM101 138H100V137ZM184 136V135H183ZM263 136V137H262ZM10 137H15V139H20L18 142H20V147L19 146H16L17 148H18V150H17V148L16 147H14L13 149H12V155L14 156V160H16V161H19L20 163H22L23 162V160H26V159H28V158H30V157H34V161H33V163L34 162H36V164H35V166L37 167V168H39V169H36V168H34L33 167V164L31 165V163L30 164H26V162H23L22 163V166L24 165V167L23 168H20V172H21V175L23 176H19V177H21V178H24L25 177V181H24V179H23V181L21 180V178H19V177H15L14 179L15 180H18V183L14 180V179H12V180H14V182H12V180H10L12 177H10L9 178V176L7 175V174H3V173H5V170H4V166H5V162L6 161H4V160H6V157L4 158L3 156H5V154L3 153V147L5 146V145H8V143H9V138ZM190 137V138H189ZM257 137H258V140H257ZM5 138H7V139H5ZM36 138H39V140L38 139H36ZM47 138V139H46ZM107 138H110V140L108 139L107 140ZM116 138V139H115ZM183 138H187V139H185L186 140V142H185V144L187 145L188 143H189V145H187V146H192V144H193V138H191V136H185V137H183ZM256 139H255V143H254V146H260V145H262V146H260L259 148H258V150L260 149L262 152H264V135H262V134H260V133H258V134H256V137H255ZM260 140V141H259ZM7 141V142H6ZM23 141V142H22ZM35 141H37V142H35ZM41 141V142H40ZM26 142H28L27 144H26ZM191 142V143H190ZM261 144H260V143ZM38 143V144H37ZM40 143V144H39ZM105 143H107V144H105ZM108 143H109V146H108ZM113 143V144H112ZM257 143H259V144H257ZM4 144V145H3ZM25 144H26V146H25ZM31 144V145H30ZM257 144V145H256ZM28 145V146H27ZM114 145V146H113ZM107 146V147H106ZM32 147V148H31ZM16 148V149H15ZM20 148H24L23 150L22 149H20ZM28 148H30V149H28ZM34 149V150H33ZM35 149H36V153L34 152L35 151ZM118 149V150H117ZM25 150V151H24ZM254 151V153L255 154H257L259 151ZM109 151H110V155H109ZM115 151V152H114ZM260 151V152H261ZM14 152H16V154L14 153ZM28 152V153H27ZM112 152V153H111ZM117 152V153H116ZM261 152V153H262ZM3 153V154H2ZM19 153V154H18ZM27 153V154H26ZM39 153V154H38ZM108 153V154H107ZM239 153H241V151L240 152H236L235 153V155H237V154H239ZM21 154H22V156H21ZM25 156H24V155ZM41 154V155H40ZM45 155V156H43V155ZM113 154H115V155H113ZM31 155V156H30ZM107 155H108V157H107ZM225 155H226V157H225ZM225 155H222V158H216L217 160H221V161H230V160H232V158H234V155H233V157L231 158V156H230V154L229 153H226ZM28 156V157H27ZM37 156H39V157H37ZM41 156V157H40ZM17 157H20V158H17ZM36 157H37V159H36ZM107 157V158H106ZM116 157V158H115ZM223 157L225 158V159H223ZM230 157V158H229ZM47 158V159H46ZM50 158V159H49ZM106 158V159H105ZM110 158V159H109ZM23 159V160H22ZM43 159V160H42ZM52 159V160H51ZM108 159V160H107ZM113 159H114V161H113ZM227 159V160H226ZM21 160V161H20ZM42 160V161H41ZM48 160V161H47ZM115 160H117V161H115ZM38 161V162H37ZM109 161H110V164H108L109 163ZM53 162V163H52ZM104 162H106V164H108L109 165V167L111 168V171L112 172H114L113 174H118L117 176L116 175H114L115 177H114V180L113 181H110V182H108L107 181V183L105 182L106 181V176H105V174H103L104 172H102V171H99V169H101L100 168V166L102 165V163H104ZM25 163V164H24ZM38 163V164H37ZM41 163V164H40ZM52 163V164H51ZM119 163V164H118ZM2 164H3V166H2ZM47 164H48V166H47ZM55 164V165H54ZM39 165V166H38ZM52 165V166H51ZM92 165H94V167L92 166ZM97 165V166H96ZM26 166V167H25ZM41 166V167H40ZM45 166H47V170H50L51 168H49L48 169V167H52V171H54V173L56 174H54L53 173V175L54 176H56L57 177V179L53 176V180L51 181V182H48V183H50L49 185H47L45 182L47 181V179H45L46 177H48V176H45V175H47L46 174V172L45 171H47V170H44V169H46L45 168ZM54 166V167H53ZM58 166H59V168H58ZM4 167V168H3ZM93 168L92 170L94 171H92L91 170V168ZM95 167H96V169H95ZM113 167V168H112ZM3 170H2V169ZM28 168V169H27ZM31 168V169H30ZM90 168V169H89ZM116 168H117V170H116ZM118 168H119V170L120 171H118ZM23 169V171H21ZM55 169L56 170H58V171H56L55 172ZM75 169V170H74ZM114 171H113V170ZM31 170H33V172L31 171ZM36 170H37V173L38 174H40V175H38V174H36ZM90 170V171H89ZM97 170H98V173H97ZM27 171H31V174H29L28 176H24L26 173H28ZM42 171V172H41ZM96 171V172H95ZM26 172V173H25ZM61 172H62V174H61ZM101 172H102V175H100L101 174ZM24 175H23V174ZM45 173V174H44ZM59 174V176H58V174ZM81 173V174H80ZM91 173V174H90ZM92 173H94L93 175H92ZM97 173V174H96ZM41 174H43V175H41ZM123 174H125V175H123ZM27 175V174H26ZM34 175H36V176H34ZM63 175V176H62ZM65 175V176H64ZM66 175H67V177H66ZM79 175H81V176H79ZM96 175V176H95ZM7 176H8V178H7ZM42 177V178H40V180H39V178L38 177ZM60 176H62L61 178H60ZM71 176V179L69 178V177ZM74 176V177H73ZM89 176L91 177V176H93L94 178H96V179H94V178H92V179H90L89 178ZM103 176H105V177H103ZM125 176V178H123ZM127 176V177H126ZM130 178H129V177ZM4 177V178H3ZM26 177H30V178H26ZM32 177H33V179H32ZM77 177V178H76ZM87 177V178H86ZM99 179H98V178ZM120 177H121V179H123L122 181H120L121 179H120ZM16 178H19V179H16ZM44 178V179H43ZM67 178V179H66ZM81 179V180H79V179ZM83 178H85L84 180H83ZM127 178V179H126ZM30 179V180H29ZM32 179V180H31ZM39 180V181H36V180ZM55 179V180H54ZM65 179V180H64ZM102 180V182L104 181V184L103 183H101V181H100V183L102 184V187H103V192H104V189L106 190L105 191V195H106V193H107V196L109 197V199L111 198V200L115 203V205H116V207L114 208V209H112V207L111 206H108V205H106V206H108V208L110 207V209H112V210H110V212L108 211L107 212V210H108V208L106 207V206H99V208H98V205H96V204H94L95 206H91V209L90 208H86V207H84L83 206V193H81V190H82V185H84V184H88V185H93V181L92 180H94V181H96V180ZM117 179V180H116ZM5 180H7V182L5 181ZM46 180V181H45ZM70 182H69V181ZM71 180H72V182H71ZM79 182H78V181ZM92 182H90V181ZM128 180V181H127ZM130 180V181H129ZM8 181H11V182H8ZM19 181L21 182L22 181V183H23V185H22V187L24 186V184H25V186H27V185H30V187H31V182L33 183L32 184V187L31 188H29V189H31V192L32 193H37V198H39L40 200H38L37 198H35V199H32V198H30V201H31V199H32V201L33 200H36L37 199V201H33L34 203H32V202H30V201H28V198H27V195L26 194H23V192H22V189L23 188H21V185L20 184H22V183H19ZM26 181H29L28 183L26 182ZM41 181V182H40ZM45 181V182H44ZM54 181V182H53ZM56 181V182H55ZM65 182V183H63V182ZM74 181H77V183H74ZM80 181H82V182H80ZM83 181H86L85 183L83 182ZM120 181V182H119ZM39 182H40V184H39ZM45 184H44V183ZM62 182V183H61ZM98 182V181H97ZM122 182V183H123ZM128 182V183H127ZM7 183V184H6ZM11 183V184H10ZM27 183V184H26ZM30 183V184H29ZM39 185H38V184ZM56 183H57V189L55 188V185H56ZM68 183L70 184V186L68 185ZM74 183V184H73ZM78 183H82L81 184V186H80V184H78ZM117 183V184H116ZM19 184V185H18ZM36 184H37V186H36ZM55 184V185H54ZM62 184H64V186L62 185ZM73 184V185H72ZM75 184H77L76 185V187H73V186H75ZM15 185V187H13ZM41 185V187H39ZM44 185H46L47 186V190L44 188V187H42V186H44ZM62 185V186H61ZM71 185H72V187H71ZM104 185V186H103ZM108 187H107V186ZM18 186H20L19 188H20V190H17V189H19V188H17ZM25 186H24V188H25ZM45 186V187H46ZM80 186V187H79ZM114 186V187H113ZM119 186V187H118ZM53 187V188H52ZM68 188L69 189V187H71V188H75L74 189V191L77 189V191H73V190H68V189H66V188ZM110 187H111V189H110ZM14 188V189H13ZM40 188H42V190H44V193H42V191H41V189L39 190ZM55 188V189H54ZM62 190H61V189ZM64 188V189H63ZM70 188V189H71ZM117 189V190H116ZM25 190V189H24ZM23 190V191H24ZM39 190V191H38ZM49 190V191H48ZM56 190V191H55ZM116 190V191H115ZM20 191V192H19ZM63 191H64V196H63ZM72 191V194L70 193ZM191 190H189V189H184V190H182V192H180L179 193V198L181 197V198H183V200L180 198L179 199V202L181 201L182 202V205L184 206V208H186L187 210L189 209L190 211H196L197 209L199 210V209H201L202 207H204V208H206L207 206H209L210 208H212L213 207V201H212V195L210 196V195H208V194H210V192H211V190H208L207 191V193L208 194H206V192H196V194H195V192H190ZM203 191V190H202ZM22 192V193H21ZM24 192H26V191H24ZM56 192V193H55ZM67 192H69V198L71 199H69L68 200V193ZM83 192V191H82ZM111 192V193H110ZM114 192H116V193H114ZM183 192H184V194H183ZM21 193V194H20ZM39 193L41 194L42 193V195H39ZM55 193V194H54ZM62 193V194H61ZM65 193H67V194H65ZM79 193H80V195H79ZM198 193H200V194H198ZM212 193V192H211ZM17 194L20 196H17ZM46 196L47 195V197L45 198L44 197V195ZM51 194H53L52 196H51ZM71 194V195H70ZM75 194H76V196H75ZM183 194V195H182ZM189 194V195H188ZM193 195L192 197H193V200H192V197H191V195ZM198 194V195H197ZM21 195H25L24 196V198L27 200V202H30L28 205H26L27 204V202H26V200L23 198V196H21ZM59 195H60V197L62 198V199H64V198H66V200L64 199V200H61V198L59 197ZM78 195H79V197H80V200H79V198H78ZM111 197H110V196ZM114 195H116V196H114ZM182 195V196H181ZM196 195V196H195ZM200 195L202 196V197H200ZM206 195L208 196V197H206ZM51 196V197H50ZM72 196H74L73 198H72ZM81 196H82V198H81ZM121 196H123V197H121ZM185 196L187 197V198H185ZM190 196V197H189ZM195 196V197H194ZM24 199V200H22V198ZM31 197V196H30ZM54 197V198H53ZM58 197V198H57ZM121 197V198H120ZM203 197H206V198H204L207 202H210L212 205H210V203H205V200L203 199V200H200V198L202 199ZM211 197V198H210ZM45 198V200H44V202L42 201L43 199ZM48 198V199H47ZM51 198H53V199H51ZM118 198V199H117ZM190 198V199H189ZM196 198V199H195ZM42 199V200H41ZM60 201H59V200ZM76 199V200H75ZM116 199V200H115ZM122 199V200H121ZM186 199V200H185ZM187 199H189V201L187 200ZM208 199V200H207ZM18 200V201H17ZM55 200H56V202H55ZM118 200V201H117ZM185 200V201H184ZM39 201V202H38ZM62 201H64L65 203H69V206L68 205H64V202H62ZM67 201V202H66ZM72 201V202H71ZM74 201V202H73ZM116 201V202H115ZM122 201V202H121ZM125 201H127L126 203H125ZM188 202L187 204H185L184 205V202ZM194 202V204H193V202ZM212 201V202H211ZM46 202V203H45ZM51 202V203H50ZM53 202V203H52ZM77 203V205H79V203H81L79 206H77V207H79V209L75 206V205H73V203L74 204H76ZM117 202H119V203H117ZM180 202V203H181ZM190 202V203H189ZM199 204H198V203ZM23 203H25V204H23ZM37 204V210H36V207H33V206H35L34 204ZM67 203V204H68ZM73 205V206H71V204ZM30 204H32L31 206H32V208H31V206H30ZM42 204V205H41ZM50 204H52V205H50ZM54 204L56 205V207L58 208H60V205H61V208L59 209L58 208V212L56 213L55 211H57V208L56 207H54ZM120 204V205H119ZM121 204L122 205H124V207L123 206H121ZM197 204V205H196ZM201 204H203V206L201 205ZM205 204V205H204ZM39 205H41V206H43V205H48V206H44L46 209H48V211L49 212H53V214L52 213H48V216H47V218L46 219H48L49 218V220L51 221V222H54V225H55V223H56V226H60L59 228H64L65 227V224H63L66 220H72L73 221V224L75 225L76 223H74V222H76L77 221V226H74L73 224H72V226H74V228L73 229H71L72 228V226L68 229L67 228V230H68V233H67V230L64 228V229H62V231L61 232H59L58 234H56L57 236L55 237V232H54V229H52L51 228V226H50V224H47L48 222L47 221H45L44 219H42V217H40V216H38V208H40V207H38ZM50 205V206H49ZM63 205V206H62ZM114 205V206H115ZM128 205H131V206H128ZM197 207H196V206ZM200 205V206H199ZM207 205V206H206ZM29 206H30V208H29ZM68 206V207H67ZM74 206L76 207L75 209H74ZM80 206H81V208H80ZM83 206V207H82ZM97 206V207H96ZM118 206V207H117ZM119 206H120V208H119ZM193 206V207H192ZM50 207H52V208H50ZM71 207V209H68V208H70ZM73 207V208H72ZM105 207V208H104ZM124 209H123V208ZM126 207H130L129 209H127ZM195 207H196V209H195ZM209 207H207V208H209ZM65 208V209H64ZM101 208V209H100ZM107 208V210L105 211V210H103V209H106ZM117 208H119V210H121V211H119L120 212V216H119V213H115V214H118L117 216L115 215V214H113L114 212H115V209H117ZM17 209V210H16ZM76 209H77V211H76ZM82 209H84V210H82ZM122 209H123V211H125L124 213H122L121 214V212H122ZM127 209V210H126ZM193 209V210H192ZM221 209H222V211L225 213H223L222 211H221ZM18 210H19V212H18ZM26 210H29L28 212L26 211ZM35 210H36V212H35ZM61 210H62V212H61ZM69 210V211H68ZM71 210V211H70ZM90 210V211H89ZM104 211V213L106 212V213H108V215L110 214V216L108 217L107 216V214H105L104 215V213L103 212H100V211ZM229 210V208L227 207V208H220V210H219V212L217 213V214H221L220 216V218L219 219H216V220H212V221H214L215 223H216V221H218L219 222V225H218V222L216 223V226H219L220 227V230H219V232L221 231V232H224V230H223V228H224V226L226 225L227 227H229L231 224L232 225H234L235 224V222H236V220H235V218H234V214L232 213V210H233V208H232V210L230 209V211H228ZM26 211V213H24ZM96 211V212H95ZM127 211V212H126ZM138 211H140V213L138 212ZM227 212V214H226V212ZM32 213V215H31V213ZM83 212V213H82ZM85 212V213H84ZM93 212V213H92ZM98 212V213H97ZM136 212V213H135ZM28 213H30V214H28ZM37 213V214H36ZM72 213H74V216H73V214ZM92 213V214H91ZM95 213V214H94ZM103 213V214H102ZM125 213H126V215H125ZM130 213V214H129ZM135 213V214H134ZM247 213V212H246ZM23 214H24V216H23ZM78 214V215H77ZM80 214V215H79ZM89 214V215H88ZM98 214V215H97ZM100 214H102L103 216H102V218L103 219H101V217L99 216ZM34 215V216H33ZM50 215H52V217H49ZM53 215H55L54 217H53ZM67 215V216H66ZM68 215H69V217L70 218H72V219H70L69 217H68ZM91 215H95V217H93V216H91ZM113 215H115L114 217H113ZM121 215H123V216H121ZM219 215H218V217H219ZM222 215L224 216V218L222 217ZM23 216V217H22ZM26 216H27V218H26ZM31 216V217H30ZM61 216V217H60ZM76 216V217H75ZM82 216H83V218H82ZM99 216V217H98ZM107 218H105V217ZM15 219H14V218ZM34 217V218H33ZM40 217V218H39ZM65 217L66 218H69V219H65ZM79 217V218H78ZM90 217H92L91 219H90ZM116 217H118V218H116ZM125 219H124V218ZM130 217H132V218H134V219H132V218H130ZM140 218V220L138 219V218ZM37 218L40 220H37ZM62 218V219H61ZM64 218V219H63ZM77 218H78V220H77ZM84 218H85V220H84ZM106 220H105V219ZM123 218V219H122ZM130 218V219H129ZM145 218V219H144ZM228 218H230V220L228 219ZM24 219V220H23ZM28 219V220H27ZM35 219V220H34ZM52 219V220H51ZM56 219H58V220H60L59 221V223L58 222H55L54 220H56ZM80 219V220H79ZM87 219V220H86ZM90 219V220H89ZM113 219H115V220H113ZM136 219V220H135ZM34 220V221H33ZM57 220V221H58ZM119 220H121V221H119ZM125 220H126V222H125ZM131 222H130V221ZM135 220V221H134ZM147 221V222H144V221ZM222 221V222H224V224H222V222H220V221ZM226 220V221H225ZM39 221V222H38ZM82 221V222H81ZM87 222L88 221V223H85V222ZM114 221V222H113ZM129 221V222H128ZM138 221V222H137ZM212 221H206V223L203 221H200L199 220V224L196 222V227L198 228V231H200V232H202L203 231V228L205 229V228H207L208 227V225L209 226H214L215 224H212ZM228 221V222H227ZM38 222V223H37ZM40 222H42L43 224H44V226H46V227H44L43 226V224H41ZM121 222V223H120ZM134 222H137V223H134ZM201 222V223H200ZM211 222V223H210ZM227 222V223H226ZM230 222H231V224H230ZM17 223V224H16ZM38 225H37V224ZM39 223H40V225L42 226V228H41V226L39 225ZM78 223H80V224H78ZM91 225H90V224ZM103 223V224H102ZM116 223V224H115ZM129 223H131V225L129 224ZM141 223H142V225L143 224H145V225H143V227H142V225H141ZM208 224V223H210V224H208V225H205V224ZM47 224V225H46ZM81 224H82V227H84V228H82V227H78V226H81ZM85 224V225H84ZM90 225V226H88V225ZM105 224V225H104ZM111 224H113V225H111ZM121 224V225H120ZM124 224V225H123ZM127 224V225H126ZM200 224H204L203 226L202 225H200ZM49 225V226H48ZM63 225V226H62ZM120 225V226H119ZM123 225V226H122ZM137 225H139V226H137ZM50 228V229H52V230H50V229H47L48 227ZM121 226H122V228H121ZM145 226V227H144ZM147 226V227H146ZM107 227V228H106ZM118 227H120V228H117ZM142 227V228H141ZM199 227H201L200 229H199ZM30 228H28V229H30ZM45 228H46V230H45ZM82 228V229H81ZM150 228V227H149ZM221 228H222V230H221ZM27 229V232H28V235H31L32 234V230L30 229V230H28ZM71 229V230H70ZM75 229V230H74ZM77 229H79V230H77ZM142 229L143 230H145V232H146V234H145V232L143 231V233H142ZM47 230H50V231H47ZM82 230V231H81ZM106 230V231H105ZM218 230V229H217ZM216 230V231H217ZM51 231H52V233H51ZM64 231V232H63ZM77 231V232H76ZM88 231V232H87ZM93 231V232H92ZM117 231V232H116ZM122 231V233H124ZM67 234H66V233ZM70 232V233H69ZM76 232V233H75ZM98 234H97V233ZM119 232V233H118ZM199 232V233H200ZM218 232V233H219ZM228 232V231H227ZM30 233V234H29ZM49 233V235H47ZM62 233V234H61ZM64 233V234H63ZM74 235H73V234ZM79 233V234H78ZM85 233H87L86 235H84ZM92 233V234H91ZM95 233V234H94ZM112 233H113V236H112ZM122 233H120V235L122 234ZM152 235H151V234ZM213 234H216V233H214V232H212ZM216 234V235H214V236H206L205 235V238L204 237H201V239L203 238L204 240L206 239V237H207V239H208V237L210 238L209 240H216V238L218 237V235H220L221 233H219V234ZM52 236H51V235ZM59 234H60V236H59ZM68 234H70L69 235V237H68ZM72 234V235H71ZM82 234V235H81ZM97 234V236H94V235H96ZM65 235V236H64ZM67 235V236H66ZM79 235V236H78ZM91 235V236H90ZM148 236V237H146V236ZM203 235V234H202ZM225 235H226V232H225ZM45 236H46V238H45ZM51 236V237H50ZM73 236V237H72ZM104 236V237H103ZM106 236V237H105ZM112 236V237H111ZM115 236V237H114ZM223 236H224V233H223ZM263 237H264V234L262 235ZM49 239H48V238ZM59 237H60V240H59ZM71 237V238H70ZM88 237V238H87ZM90 237V238H89ZM94 239H93V238ZM109 239H108V238ZM146 237V238H145ZM213 237V238H212ZM215 237V238H214ZM77 238V239H76ZM95 238H97L96 239V241H95ZM63 239V240H62ZM80 239H82L81 241H82V245H81V241H80ZM84 239H86V240H84ZM101 239V240H100ZM112 239V240H111ZM27 240V239H26ZM29 240V239H28ZM26 241L25 242V246H24V242L22 241L21 242V240H18V241H16V243H15V241H9L8 240V242H4V243H1V244H6L7 245V243H9L8 244V246L7 247H2L1 245V247H2V250H0V251H2L3 253H4V261H2L3 262V264H16L17 262H18V264H30V258H32V254L34 253V256L36 257V255H35V253L36 254H39L38 252H39V250L37 249L38 247L34 244V242H32L33 240L32 239H30L29 241ZM71 240H73V241H71ZM94 240V241H93ZM104 240L106 241V243L104 242ZM110 242H109V241ZM155 240V241H154ZM65 241V242H64ZM93 241V242H92ZM98 241H99V243H101V245H102V248L100 247L98 250H94L96 247L95 246H92V244L94 243V244H96V243H98ZM145 241H146V243H145ZM150 242V244H149V242ZM261 241H263L262 243H261ZM21 242V244H19V243ZM28 242V243H27ZM51 242V241H50ZM59 242V244H57ZM74 242V243H73ZM80 242V243H79ZM85 242V243H84ZM103 242V243H102ZM11 243V244H10ZM22 243H23V245H22ZM76 243V244H75ZM87 243V244H86ZM110 245H109V244ZM259 243V244H258ZM264 238H262L261 240H259L258 242H256V245L255 246H257V247H255V248H253L254 250L256 249L257 250V252L256 251H254L253 249H252V253H251V255H250V257L251 258H249V260H248V264H264V257H259L258 255H263L264 256V247H261V246H264ZM12 244H14V245H16V248L17 249H15V247H14V245H12ZM64 245V247H63V245ZM80 244V245H79ZM93 244V245H94ZM103 244L106 246V247H108V249L105 247V246H103ZM107 244V245H106ZM112 244V245H111ZM146 244V245H145ZM148 244H149V246H148ZM155 244V245H154ZM260 244H262V245H260ZM10 245V246H9ZM20 245V246H19ZM30 245L32 246V247H30ZM35 245V246H34ZM72 245H73V247H72ZM77 245V246H76ZM86 245H87V247H86ZM153 245H154V249L152 248L153 247ZM22 246V248H25L26 249V253H25V250H24V252H21L20 253V251L18 252L19 253V255H20V257H19V255L17 256V250H21L22 248H19L18 249V247H21ZM82 248H81V247ZM109 246H111V248L109 247ZM260 248H259V247ZM9 247H10V249H9ZM29 247V248H28ZM71 247H72V249H71ZM85 247H86V250H85ZM93 247V248H92ZM104 247V248H103ZM150 247V248H149ZM12 248V249H11ZM32 248V249H31ZM67 248V249H66ZM78 248H80L79 250L80 251H78ZM110 248V249H109ZM258 248H259V250H258ZM1 249V248H0ZM4 249H6L5 251H4ZM15 249V250H14ZM29 249H30V251H29ZM35 249H37L38 250V252H37V250L35 251V252H33ZM70 249V250H69ZM81 249H83V250H81ZM92 250V252H91V250ZM100 249H102V252H101V250ZM105 251H104V250ZM12 250V251H11ZM23 250V249H22ZM21 250V251H22ZM33 250V251H32ZM64 250V251H63ZM67 250V251H66ZM68 250H69V252H68ZM108 250V251H107ZM151 250V251H150ZM6 251H8V252H6ZM9 251H11V252H9ZM16 251V252H15ZM32 251V252H31ZM63 251V252H62ZM72 251H74V252H72ZM96 251V252H95ZM105 253H104V252ZM6 252V253H5ZM13 252V253H12ZM61 252V253H60ZM75 252H76V254H75ZM80 252H82V253H84L83 255H82V253H80ZM99 252H101L100 254H98ZM253 252H254V254H253ZM16 255H15V254ZM24 253V254H23ZM28 253H29V255L31 256H27L28 255ZM68 253V254H67ZM70 253H74L75 254V256L73 257L72 256V254H70ZM78 253V254H77ZM104 253V254H103ZM262 253V254H261ZM27 254V255H26ZM65 254H67V255H65ZM73 254V255H74ZM89 254L90 256L88 257V258H86V256ZM94 254V255H93ZM253 254V255H252ZM7 255V256H6ZM58 255H60V256H58ZM69 255V256H68ZM70 255H71V257H70ZM78 255V256H77ZM83 256V258L81 257V256ZM85 255V256H84ZM96 255H98V257H96ZM14 256H16L17 257V259H15L16 257H14ZM24 256H26V257H24ZM33 256V257H34ZM56 256V257H55ZM63 256V257H62ZM77 256V257H76ZM104 256H106V255H104ZM104 256H101V257H104ZM117 256H119V255H117ZM257 256V259H255L254 257H256ZM7 257V258H6ZM11 257V260L9 259ZM24 257V258H23ZM30 257V258H29ZM44 258H39V262L40 261H42L43 259V261L42 262H44V263H42V262H40V264H48L49 262L48 261H50L48 258H46L45 256H43ZM84 257H85V259H84ZM96 257V258H95ZM196 257V256H195ZM208 258L209 257V259L210 260H213V259H215V258H213V257H210L209 255H207V257H206V254H202V256H201V258ZM259 257V258H258ZM14 258V259H13ZM27 260H26V259ZM64 259V260H62V259ZM67 258V259H66ZM71 258V259H70ZM73 258V259H72ZM74 258H76V263H75V261H72V260H74ZM80 258V259H79ZM81 258H82V260H81ZM98 258H100L99 259V261H98ZM118 258V257H117ZM116 258V255L112 258V261L110 262V264H114V262H115V264H121V262H119L120 261V259H119V261H118V259ZM10 261H9V260ZM24 260V262H23V260ZM47 259H48V261H47ZM60 259H61V261H60ZM69 259V260H68ZM77 259H78V261H77ZM87 259V261H85L84 262V260H86ZM116 261H115V260ZM251 259H252V261H251ZM6 260L8 261L7 263H6ZM26 260V261H25ZM67 260V261H66ZM81 260V261H80ZM256 260H257V262H256ZM12 261V262H11ZM20 261V262H19ZM29 261V262H28ZM63 261V262H62ZM69 261H72V262H69ZM98 263H97V262ZM261 261V262H260ZM2 262L0 261V264H2ZM5 262V263H4ZM60 262V263H59ZM66 262V263H65ZM78 262V263H77ZM87 262V263H86ZM117 262V263H116ZM82 263V264H83ZM90 263V264H91ZM49 264H51V261H50V263ZM79 264H81V263H79ZM104 264H106V263H104ZM172 264H182L181 262L179 263V262H173ZM185 264V263H184Z\"/></svg>",
  "mask_w": 264,
  "mask_h": 264
},
{
  "label": "clouds",
  "instance_id": "clouds-1",
  "mask_svg": "<svg viewBox=\"0 0 264 264\" xmlns=\"http://www.w3.org/2000/svg\"><path fill=\"white\" fill-rule=\"evenodd\" d=\"M138 264H148V252L141 251L138 254Z\"/></svg>",
  "mask_w": 264,
  "mask_h": 264
}]
</instances>
